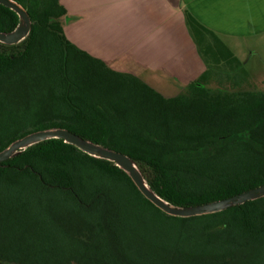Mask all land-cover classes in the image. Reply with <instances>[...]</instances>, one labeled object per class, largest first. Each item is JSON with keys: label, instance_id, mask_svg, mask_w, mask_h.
Here are the masks:
<instances>
[{"label": "trees", "instance_id": "16d2710c", "mask_svg": "<svg viewBox=\"0 0 264 264\" xmlns=\"http://www.w3.org/2000/svg\"><path fill=\"white\" fill-rule=\"evenodd\" d=\"M12 1L32 30L17 45L0 43V152L65 129L129 156L178 207L264 186V81L189 13L206 71L168 98L68 39L60 0ZM19 22L0 4V32ZM0 264H264V198L169 216L114 163L52 139L0 165Z\"/></svg>", "mask_w": 264, "mask_h": 264}, {"label": "crops", "instance_id": "0c3cea01", "mask_svg": "<svg viewBox=\"0 0 264 264\" xmlns=\"http://www.w3.org/2000/svg\"><path fill=\"white\" fill-rule=\"evenodd\" d=\"M60 2L71 17L66 35L78 48L168 98L197 80L196 74L202 70L200 62L198 68L185 64L188 52L177 46L186 41L189 53L199 55L186 12L221 40L241 39L254 34L256 26H264V0ZM251 26L255 28L251 30Z\"/></svg>", "mask_w": 264, "mask_h": 264}, {"label": "water", "instance_id": "95a60500", "mask_svg": "<svg viewBox=\"0 0 264 264\" xmlns=\"http://www.w3.org/2000/svg\"><path fill=\"white\" fill-rule=\"evenodd\" d=\"M0 4L14 11L19 19L18 27L9 33L0 32V43L13 46L24 41L32 30V21L28 12L12 0H0ZM52 139H61L66 143L74 145L84 153L103 160L110 161L126 172L132 179L142 195L154 206L169 216L180 218H191L225 211L229 208L243 205L250 201L264 198V186L244 192L234 197L215 201L208 204L178 207L169 204L160 198L148 185L145 177L137 167L136 163L127 155L112 151L65 129H47L26 135L16 140L8 148L0 152V165L15 158L26 149Z\"/></svg>", "mask_w": 264, "mask_h": 264}, {"label": "rangeland", "instance_id": "374dc122", "mask_svg": "<svg viewBox=\"0 0 264 264\" xmlns=\"http://www.w3.org/2000/svg\"><path fill=\"white\" fill-rule=\"evenodd\" d=\"M254 28L255 26H251V30ZM240 38L241 39L232 38L221 41L232 53L237 56L239 61L243 63L246 72L251 76V78H253V80L260 85L264 81V26H256L254 34L242 36ZM187 45L186 41H183L177 46L188 52V62H184L185 64L189 66L190 63L192 68H198V64L200 62L202 70L196 74V77H200L206 71L204 59L200 54L197 55L195 53L194 56L191 55Z\"/></svg>", "mask_w": 264, "mask_h": 264}]
</instances>
